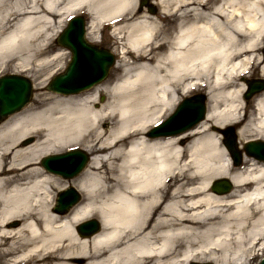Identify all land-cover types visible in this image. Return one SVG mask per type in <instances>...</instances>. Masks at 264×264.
Segmentation results:
<instances>
[{
  "label": "bare ground",
  "instance_id": "1",
  "mask_svg": "<svg viewBox=\"0 0 264 264\" xmlns=\"http://www.w3.org/2000/svg\"><path fill=\"white\" fill-rule=\"evenodd\" d=\"M156 2L158 16L143 7L138 14L137 0H0V68L49 63L55 18L64 23L80 10L91 18L90 37L114 22L122 58L114 80L42 98L0 123V254H17L14 264H244L264 251V162L245 156L234 167L212 128L239 124V141L264 139V91L243 119L244 85L230 89L251 64L262 63L264 75L256 54L264 0ZM201 85L204 122L178 137L148 136L178 89ZM99 92L108 99L95 107ZM27 136L34 141L21 145ZM71 146L90 159L72 180L82 199L58 214L54 180L39 159ZM219 177L232 183L226 194L211 189ZM91 216L100 231L80 237L76 227Z\"/></svg>",
  "mask_w": 264,
  "mask_h": 264
},
{
  "label": "water",
  "instance_id": "2",
  "mask_svg": "<svg viewBox=\"0 0 264 264\" xmlns=\"http://www.w3.org/2000/svg\"><path fill=\"white\" fill-rule=\"evenodd\" d=\"M142 3V1L140 2ZM68 30L75 31L79 36V46H67L66 35ZM57 42L71 51V60L61 74L53 77L47 88L57 93H75L85 89L99 81L107 74L110 65L114 61L113 55L106 49L99 48L90 44L84 38V25L81 17H75L69 21L68 26L60 34ZM248 90L244 97L248 99L254 92L264 88V81L252 80L247 81ZM31 84L29 80L16 75H8L0 78V120L7 114L20 109L30 98ZM189 101L186 105L188 108L187 119L180 126L175 128L161 127V124L149 132V136L155 137L160 135H172L184 131L203 118L204 96L198 94L183 99ZM182 101V102H183ZM226 136L224 144L230 152L234 164L240 163V152L236 148L235 137L231 130L224 131ZM247 155L254 156L257 159L264 160V142L250 141L245 144ZM55 156H70L74 162V168L71 172L67 170L52 171L48 167V161ZM87 156L80 150L46 157L42 160L43 166L53 173L59 174L64 178H70L77 174L85 165ZM230 183L223 179L214 182L212 189L218 193L227 192L230 189ZM79 196L73 188H68L58 194L55 211L65 212L73 205ZM99 229L96 220H89L77 227L79 234L90 235ZM197 264V263H191ZM210 264V263H204ZM260 264H264V259Z\"/></svg>",
  "mask_w": 264,
  "mask_h": 264
},
{
  "label": "rangeland",
  "instance_id": "3",
  "mask_svg": "<svg viewBox=\"0 0 264 264\" xmlns=\"http://www.w3.org/2000/svg\"><path fill=\"white\" fill-rule=\"evenodd\" d=\"M138 1L139 0H137V12H138V14H143L144 13V11H143L144 8L146 9L145 11L150 13L151 10H152V7H154L155 10H156L155 13H153V16H158L160 14L159 13L160 12V8H159V6H158V4L156 2L157 0H147V2L144 4L142 10L138 9ZM78 13H82L83 15H85L87 20H88L87 21V25H86L85 38L88 41H90L91 43L99 44L100 46H103V47H106V48L110 49L114 53V55H115L114 65L111 66V68L109 70V73H108V75H107V77L105 79V80H107V79L114 80L115 78H117L118 74L121 72V66H118L117 62L120 61L122 58H121V52H120L121 51V49H120L121 43L116 42V38H115L116 36L112 33L113 24L112 23L111 24L106 23V24H104L102 26L101 25L98 26L95 29L93 37H90L88 35L87 26H88L91 18L89 16V14L85 12V10H80V11L74 13V14H78ZM59 19L60 18H55V20H54L55 30H54V32H52L53 33V35H52L53 37H52V40L48 43V46H49L48 49L46 48L45 51H44L45 55L47 57H49V59H50L49 63L43 64V65H41L39 63H35L33 66L29 67V69H27V70H24V69H20L19 70L18 68H13L11 65H8V66H5V67L2 66L0 68V75L1 74H7V73H17V74L25 75L26 77H28L32 81L33 92H32V95H31V99H30L29 103L26 106H28L30 103H32V104L34 103V105H37V103L42 98L53 96L54 93H51V92L47 91V89L45 87L46 83H47V81L49 80V78L52 75H54L57 72L63 71L65 66L67 65V63L69 61V58H70L69 52L67 50H65L64 48H62L61 46H59L55 42V39H56L57 35L60 33V31L65 26L66 20L68 18L64 19L65 20L64 23L59 22ZM162 24H166V21L162 22ZM43 47H45V46H43ZM263 49H264V47L259 49L256 52V54H258V55L261 54L260 56H264ZM53 56H55V57L53 58ZM131 60H132V56L130 58V61ZM261 66H262V63H260V64H251L247 68V71L244 74L245 79H255V78L264 79V75H261ZM104 81H102V82H104ZM102 82H100V83H102ZM241 84H243L244 87L246 86V82L245 81L241 82L240 80L236 79V81H234V83L230 87V89L231 90L238 89V88H240ZM207 89H208L207 85H201L198 88H194L191 91H188L187 93H182L181 90L178 89L177 90V95H176V101L174 102L172 107L157 122H159L160 120L165 118L183 97L189 96V95H192V94H195V93H199V92L206 93ZM107 97H108L107 93L99 92V95L97 97V103L95 104V107H98V106L101 105V103L105 102L108 99ZM242 97H243V95H242V92H241L240 98L245 103V105H244V108L240 111V116L243 117V119H247V117L249 116V113L252 110L251 107H252V99L253 98L248 100V101H245ZM26 106H24V108ZM24 108H22V109H24ZM204 121H202V122H204ZM208 125H209V127L211 126L210 123H208ZM228 126H232L235 129L237 148L242 153V163H241V165H244L243 159L245 158V154L243 152V145H244L245 141H247L249 139H252V137L247 139V140L244 139L242 141H239V137H238V135L236 133L237 128L239 127V124H228V125H225V126H222V127L226 128ZM105 127L106 126L104 125V128ZM217 133L219 134L220 139H222L223 135L220 134L218 131H216V134ZM28 137L29 136L25 137L24 139H26ZM34 139L35 138L33 137V141H34ZM20 144H22V141H20ZM179 144L181 146H183L184 143L183 144L179 143ZM71 147H74V146H71ZM71 147H69V148H71ZM77 147H79V146H77ZM80 149L83 150L82 148H80ZM63 151L64 150L53 152V153L54 154L58 153V152L61 153ZM53 153H49V154H53ZM85 153H87L90 156L89 152L85 151ZM40 169H42V167ZM82 172H83V170H82ZM82 172H80L77 176L73 177L72 179H68V180L63 179V178H61L59 176H55V175L51 174L52 178L54 180V183L52 184L53 186L51 188L52 194L54 196V199L56 198L57 192L62 190V189H64V188H66L67 186H72L75 189H77L74 186V183H72V180L76 179L77 177H79L82 174ZM219 178H227V177H219ZM58 185H60V186H58ZM80 194H81V198H82V193L80 192ZM224 194H226V193H224ZM54 204H55V202H53L52 210H53ZM89 218H97V217L96 216H91ZM89 218H87V219H89ZM19 223H20V221L18 219H16V220H13L10 223H8V226L11 227V228H14V227L18 226ZM2 251H3V247H0V253ZM262 251H263V249H259V250L255 249V252H253L251 254V256L246 257V258L243 259L245 261L244 264H258L260 258L264 254V251L263 252ZM16 257H17V254H12V255H9V256H5V257H3L0 254V264H14V260H15ZM195 259L196 260H191V261L192 262H198V263L206 262V261H203L202 258H199V259L195 258ZM187 264H189V262H187Z\"/></svg>",
  "mask_w": 264,
  "mask_h": 264
},
{
  "label": "snow or ice",
  "instance_id": "4",
  "mask_svg": "<svg viewBox=\"0 0 264 264\" xmlns=\"http://www.w3.org/2000/svg\"><path fill=\"white\" fill-rule=\"evenodd\" d=\"M67 46L78 47L79 36L73 30H68L66 35ZM189 101L185 100L177 104L166 117L165 120L161 121V127L175 128L180 126L187 119L188 108L186 105ZM48 167L52 171L67 170L71 172L74 168V162L70 156H55L48 161Z\"/></svg>",
  "mask_w": 264,
  "mask_h": 264
}]
</instances>
